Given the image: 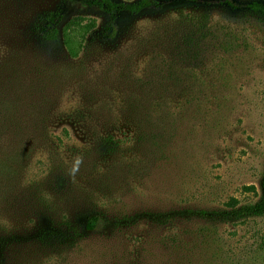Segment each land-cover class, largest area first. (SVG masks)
<instances>
[{"label":"rangeland","instance_id":"374dc122","mask_svg":"<svg viewBox=\"0 0 264 264\" xmlns=\"http://www.w3.org/2000/svg\"><path fill=\"white\" fill-rule=\"evenodd\" d=\"M83 1L0 0V65H11L19 33L29 69L1 78L11 87L0 110L20 108L0 144L22 161L11 180L0 174V234L77 227L91 211L113 223L26 258L27 245L13 246L11 263L264 264V216L235 213L262 196L264 16L162 0L172 5L160 13L122 15L106 44L107 16ZM53 11L94 26L72 34L85 44L78 57L32 37L36 17Z\"/></svg>","mask_w":264,"mask_h":264},{"label":"trees","instance_id":"16d2710c","mask_svg":"<svg viewBox=\"0 0 264 264\" xmlns=\"http://www.w3.org/2000/svg\"><path fill=\"white\" fill-rule=\"evenodd\" d=\"M203 4L206 7L213 6H226L232 10L240 11L245 8L250 9L254 13L264 16V2H254L248 5H244L236 2L235 0H192ZM172 3V2H171ZM170 2H165L162 0H129L127 2L117 1V0H84L83 5L95 8L103 12L108 20L102 29L100 39L106 44L115 42L121 33L120 17L124 14H127L130 17H137L143 15L144 13H160L165 11L168 6H171ZM2 15L0 10V38L7 33V29L4 31L6 25L1 22ZM83 18H76L65 24V16L61 12L53 11L40 14L36 17L34 22V34L32 37L35 40L40 41L42 44L46 45H62L67 51L69 57L76 58L80 49H84L83 43H80V48L75 45L74 37L72 36L76 30L82 29L86 30V34L91 30V26L83 27ZM94 25V24H93ZM33 34V32H31ZM13 35V34H12ZM31 36V34H30ZM22 38V34H16L14 36V45L18 52L12 54L11 65L8 63H3L0 65V93H3L10 89L11 85H3L1 78L10 74L11 72H25V65L23 61H26L27 54L25 53V46L27 48V43L25 44L23 40H18ZM180 73L182 72H170L171 77H181ZM9 76V75H8ZM23 79V78H22ZM15 87H20V85H13ZM8 104V105H7ZM0 110V137L8 134L10 129L15 131L12 123L10 122L13 117H15L16 111L18 112L17 106H13L9 102ZM18 118V117H17ZM22 120L21 118H18ZM17 131L21 129L20 124L16 126ZM41 132H48L47 126H42ZM16 151V149H14ZM15 151H11L6 146L0 144V174H5L8 180L13 178V175L16 174L15 167L21 165V155ZM10 152L12 154H10ZM23 167V166H22ZM2 177V175H0ZM50 180V178L48 179ZM9 182L5 184L0 181V205L2 200L5 203L3 194L6 193V187H8ZM247 190H255V188H247ZM262 196L261 200L253 205L246 208L237 210L235 213L238 218L245 217H263L264 216V177L261 184ZM238 201L232 199L227 205L231 209L236 208ZM68 220V217L66 218ZM113 223L109 218H106L103 213L100 211H91L86 216L82 224L75 227L72 224L62 220L49 222L48 231L45 230L41 225H38L36 232L19 231L23 232L22 236L17 233V230H12L0 234V264H12L10 255L6 253L9 252L10 248L13 246L27 245L26 249L22 250L23 255H26L24 258L28 257L31 249L38 248L39 251H45L46 248L51 247L52 245H57L59 247H71L77 244L80 240L77 238L85 237L87 234L94 233L104 228L106 224ZM105 225V226H104ZM78 229V231H77ZM29 231V232H28ZM60 233V234H57ZM264 236V230H263ZM83 239V238H82ZM21 240V241H20ZM20 241V242H19ZM30 246V247H29Z\"/></svg>","mask_w":264,"mask_h":264}]
</instances>
